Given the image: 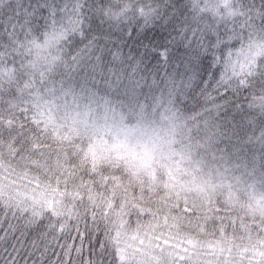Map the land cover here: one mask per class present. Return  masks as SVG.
Returning <instances> with one entry per match:
<instances>
[{
	"label": "snow or ice",
	"instance_id": "obj_1",
	"mask_svg": "<svg viewBox=\"0 0 264 264\" xmlns=\"http://www.w3.org/2000/svg\"><path fill=\"white\" fill-rule=\"evenodd\" d=\"M0 264H264V0H0Z\"/></svg>",
	"mask_w": 264,
	"mask_h": 264
}]
</instances>
